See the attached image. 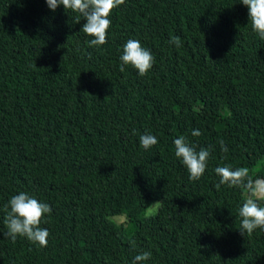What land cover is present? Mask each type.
<instances>
[{
	"label": "trees",
	"instance_id": "16d2710c",
	"mask_svg": "<svg viewBox=\"0 0 264 264\" xmlns=\"http://www.w3.org/2000/svg\"><path fill=\"white\" fill-rule=\"evenodd\" d=\"M77 16L46 0H0V264H132L144 251L143 264H264V229L239 231L243 191L216 188V167L264 178V40L248 8L125 0L99 47ZM129 39L155 57L144 76L120 70ZM149 133L158 144L145 150ZM181 135L211 152L199 180L175 155ZM20 192L52 208L40 225L47 247L3 235L4 207ZM229 192L226 209L217 199Z\"/></svg>",
	"mask_w": 264,
	"mask_h": 264
},
{
	"label": "clouds",
	"instance_id": "9594fccd",
	"mask_svg": "<svg viewBox=\"0 0 264 264\" xmlns=\"http://www.w3.org/2000/svg\"><path fill=\"white\" fill-rule=\"evenodd\" d=\"M48 7L55 11L61 5L65 11L71 10L78 13L77 23L80 17L86 20L81 31L92 37L87 43L89 47H99L108 42V32L111 27L110 16L114 9L125 3V0H46ZM240 3L249 10V24L261 40H264V0H240ZM179 47L180 37H172L169 41ZM122 64L120 70L124 71V65H131L140 76H144L153 67L155 57L151 51L142 46L139 40L129 39L123 45L120 57ZM193 137L202 135L201 131L194 129ZM222 152L228 149L223 140L219 141ZM140 144L148 150L158 144V139L152 134L140 136ZM175 155L178 157L189 173L193 181L199 180L205 173L211 152L207 148H200L190 144L184 135L174 140ZM216 174L220 177L216 188L221 185L229 188H240L245 196L244 203L238 209L240 217L241 235L251 236L256 229H264V207L259 202L264 201V178L254 179L248 167L233 169L230 166L216 167ZM160 207V201L155 202L147 208V214L151 215L153 210ZM6 216L4 224L7 232L3 235L13 242L17 237H26L29 241L37 243L41 247H47L50 236L47 228H42V223H47L46 215H50L52 208L49 204L40 202L35 196L20 192L10 198L4 207ZM135 247V241H130ZM150 251L137 254L132 264H143L151 258Z\"/></svg>",
	"mask_w": 264,
	"mask_h": 264
},
{
	"label": "rangeland",
	"instance_id": "374dc122",
	"mask_svg": "<svg viewBox=\"0 0 264 264\" xmlns=\"http://www.w3.org/2000/svg\"><path fill=\"white\" fill-rule=\"evenodd\" d=\"M236 201V197L234 194L232 193H226L223 196L219 197L217 199V203L222 206L223 208H229L230 206H232ZM119 222H122L123 219H118Z\"/></svg>",
	"mask_w": 264,
	"mask_h": 264
}]
</instances>
